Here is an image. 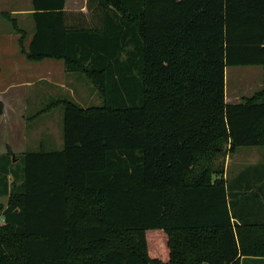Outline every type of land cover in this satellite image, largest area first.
Segmentation results:
<instances>
[{
    "label": "trees",
    "instance_id": "16d2710c",
    "mask_svg": "<svg viewBox=\"0 0 264 264\" xmlns=\"http://www.w3.org/2000/svg\"><path fill=\"white\" fill-rule=\"evenodd\" d=\"M66 2L31 0L27 48L2 16L103 103L58 100L61 149L0 155V264H264V156L232 180L221 161L264 153V0ZM249 65L261 89L229 103Z\"/></svg>",
    "mask_w": 264,
    "mask_h": 264
},
{
    "label": "rangeland",
    "instance_id": "374dc122",
    "mask_svg": "<svg viewBox=\"0 0 264 264\" xmlns=\"http://www.w3.org/2000/svg\"><path fill=\"white\" fill-rule=\"evenodd\" d=\"M28 1L31 3V0ZM20 3L26 8V2ZM69 6L77 11H85L86 0H70ZM0 9L2 12L9 10L5 3H0ZM6 23L7 26L0 33V87L9 84L14 87L8 89L2 97L9 113L0 122V154L11 150L15 156H20L23 152L39 150L38 146L42 142L47 143V138L51 141L49 147L60 149L63 109L55 102L71 98L83 107L100 106L103 102L94 86L83 76L65 72L63 61H29L21 53L16 33L8 44L7 36L13 28L8 21ZM25 23L28 25L27 20ZM226 73L229 103L239 102L262 87L261 66H228ZM49 147L45 144L44 148ZM11 159L16 169L20 170L23 166L21 159L15 160L13 156ZM261 159L262 148L259 147H241L235 154L226 153L221 160L226 169L225 179L232 180L248 165L256 164ZM7 198L0 197V204H6ZM155 247V253L160 251L161 256L163 249Z\"/></svg>",
    "mask_w": 264,
    "mask_h": 264
},
{
    "label": "crops",
    "instance_id": "0c3cea01",
    "mask_svg": "<svg viewBox=\"0 0 264 264\" xmlns=\"http://www.w3.org/2000/svg\"><path fill=\"white\" fill-rule=\"evenodd\" d=\"M21 1L26 2V5H27L26 8H24V6H21V3H20ZM0 3H5V6L9 9L8 12H2L1 9H0V33L2 32V30L4 31L3 27H6L7 26V23H6L7 20L4 17H2V14L3 13L11 14V16L14 19L17 20L19 27H21L22 29H25V31L28 34V36H27V38L25 40V47L27 48L29 46L30 40H31V38L33 36V32H34V30H33V27L34 26H33L32 18H31V14H32V4L29 3L28 0H0ZM16 3H18V4H16ZM69 4H70V0H67V2H66V10L68 12H73V13H75V12H82L83 14L84 13H87L86 6H85V9H86L85 11H82V10L81 11L80 10L77 11L76 9L74 10L73 8H71L69 6ZM26 20H27L28 25H26V23H25ZM14 33H16V32L13 30L12 32L9 33V35L7 34L8 36H7V40L6 41H7L8 44H10V42L13 40L12 38L15 37L14 36ZM17 35L19 36V39H20V34H17ZM46 60H50V59H46ZM43 61H45V60H43ZM51 62H54V61L51 60ZM13 87H14V85H12V84H9L7 86L0 87V100L1 101H3V98L2 97L6 93V91L8 89H12ZM8 113L9 112H8L7 107L4 108V114L2 116H0V122H3L4 121L5 115H7ZM61 139H62V137H61ZM45 144H46L47 147L51 146L50 139L47 138V143H43V142L40 143V145L38 146L39 149L44 148ZM62 146H63V140H62ZM49 149H56V148L49 147ZM7 153H8V151L5 152V153H2L0 155H5ZM23 153H25V152H23ZM14 156H15V154H14ZM263 156H264V153H263V149H262V159H261L260 162H262ZM260 162H258V163H260ZM258 163H256V164H258ZM251 165H253V164H251Z\"/></svg>",
    "mask_w": 264,
    "mask_h": 264
}]
</instances>
